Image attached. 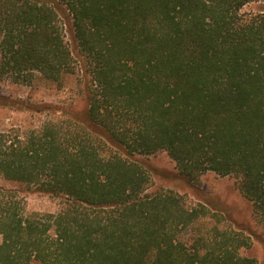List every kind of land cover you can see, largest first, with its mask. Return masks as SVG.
<instances>
[{"label":"trees","instance_id":"1","mask_svg":"<svg viewBox=\"0 0 264 264\" xmlns=\"http://www.w3.org/2000/svg\"><path fill=\"white\" fill-rule=\"evenodd\" d=\"M251 3L264 0H0V82L60 83L76 57L91 78L83 112L0 97L66 116L0 131V177L60 201L28 212L0 190V264H258L241 255L249 228L147 194L134 159L164 151L190 183L236 177L264 226V10L243 14Z\"/></svg>","mask_w":264,"mask_h":264},{"label":"rangeland","instance_id":"2","mask_svg":"<svg viewBox=\"0 0 264 264\" xmlns=\"http://www.w3.org/2000/svg\"><path fill=\"white\" fill-rule=\"evenodd\" d=\"M264 10V3H251L242 10L243 14ZM68 15V13H67ZM65 40L74 49L71 17L60 18ZM75 73L63 77L60 83L36 80L32 86L15 85L0 82V97L9 102L22 101L28 105H55L61 111L83 112L87 107L86 91L91 78L83 71V62L75 58ZM18 105H0V131L12 128L36 129L47 120L65 119L61 112H32ZM143 167L150 170V183L147 194L159 191H173L183 197L189 207L206 204L212 213L225 217L220 227L250 229L251 241L248 248L241 250V255L255 258L258 264H264V226L255 215L252 204L245 199L238 189L239 181L234 176L220 177L214 172L203 174L196 183L185 180L176 167V163L164 151L135 158ZM0 190H16L25 203L28 212L56 213L60 209V201L44 194L36 188L28 190L24 186L6 181L0 177ZM219 211V212H217ZM205 222V223H203ZM204 228L215 225V221L206 218L200 221ZM193 231V233H192ZM196 231L191 229L185 239H190ZM2 237L0 236V243Z\"/></svg>","mask_w":264,"mask_h":264}]
</instances>
